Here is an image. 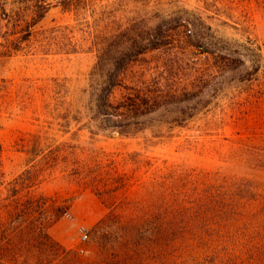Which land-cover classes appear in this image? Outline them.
Here are the masks:
<instances>
[{"label":"rangeland","instance_id":"374dc122","mask_svg":"<svg viewBox=\"0 0 264 264\" xmlns=\"http://www.w3.org/2000/svg\"><path fill=\"white\" fill-rule=\"evenodd\" d=\"M0 1V189L23 176L61 208L48 232L64 246L82 256L99 247L96 223L109 209L86 185L88 172L124 173L123 206L149 204L151 177L166 164L264 179V169L228 153L241 140L264 150V0ZM159 25L165 40L154 48L148 38ZM126 62L129 79L168 91L198 68L212 75L202 103L171 97L120 129L96 95Z\"/></svg>","mask_w":264,"mask_h":264},{"label":"trees","instance_id":"16d2710c","mask_svg":"<svg viewBox=\"0 0 264 264\" xmlns=\"http://www.w3.org/2000/svg\"><path fill=\"white\" fill-rule=\"evenodd\" d=\"M68 4L76 7L79 2ZM0 8L6 9L2 1ZM32 12L37 16L36 10ZM163 35L159 25L148 41L157 48ZM129 66L126 62L124 70L109 72L96 95L98 109L120 129L138 124L171 97L183 102L196 95L197 103H202V91L212 75L208 68H198L195 79L168 91L129 79L125 74ZM236 143L228 152L230 162L264 169L262 148L243 140ZM193 145L189 141L186 147ZM84 176L109 209L96 223L100 228L96 254L82 256L50 235L48 228L61 208L36 196L32 184L19 176L0 189V250L5 249L7 264H264L263 178L166 164L151 177L149 204L123 206L116 194L127 185L124 173L100 169ZM3 260L0 254V264Z\"/></svg>","mask_w":264,"mask_h":264},{"label":"built area","instance_id":"2783aa9c","mask_svg":"<svg viewBox=\"0 0 264 264\" xmlns=\"http://www.w3.org/2000/svg\"><path fill=\"white\" fill-rule=\"evenodd\" d=\"M80 231H81V235H80V238L82 241H86L87 238H88V232H87V229L85 228V226H81L80 227ZM79 250L81 252L84 251V247H80Z\"/></svg>","mask_w":264,"mask_h":264}]
</instances>
